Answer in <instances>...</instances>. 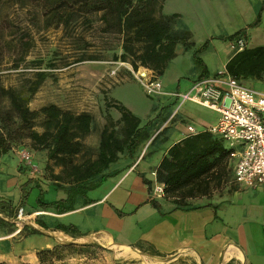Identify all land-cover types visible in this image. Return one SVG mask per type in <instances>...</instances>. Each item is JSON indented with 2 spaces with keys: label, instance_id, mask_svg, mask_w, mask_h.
I'll list each match as a JSON object with an SVG mask.
<instances>
[{
  "label": "crops",
  "instance_id": "0c3cea01",
  "mask_svg": "<svg viewBox=\"0 0 264 264\" xmlns=\"http://www.w3.org/2000/svg\"><path fill=\"white\" fill-rule=\"evenodd\" d=\"M261 2L259 0L253 10L255 16L251 20L263 8L260 22L253 25L252 33L251 21H248L233 25L231 33L225 32L219 38L208 35L207 40L213 39H209L208 45L198 52L207 75L224 71L226 61L236 52L224 39L228 35L243 29L240 35L244 39V47L264 45V5ZM163 4L164 0L163 14H178L176 11L164 12ZM174 28L178 29L176 25ZM218 31L215 28L214 32ZM191 39L194 42L191 48L181 44L175 46V56L169 60L163 74L158 76L164 92H173L171 86H175L176 91H185L180 90L182 82L189 85L199 78L201 67L195 62L193 54L204 41L195 45L192 34ZM185 56L191 62L190 68H186L189 73L181 67ZM140 69L150 72L143 67ZM128 70H131L130 66ZM254 80H245L244 84L264 92L249 84ZM257 80L264 82V76ZM159 96L162 110L147 114L145 120L135 114L142 123L151 118L155 119V123L162 122L159 129L162 130L155 140L151 144H148L149 141L143 144L133 158L120 155L106 169V173L111 175L98 187L87 190L85 195H74L73 209L69 211L60 212L53 206L40 207L38 204L30 207L23 205L27 185H35L44 177L41 174L36 176L21 161L24 150L16 151L18 159L13 175L18 178L22 172L28 171V181L18 191L20 201L14 202L8 192L2 190L7 178L0 177V264H39L37 253L40 250L69 243L80 246L55 264H264V186L239 185L232 173L231 187L218 193L213 192L215 188L208 195L187 198L184 206L176 207L173 200L154 196L156 168L168 147L187 135V125H193L198 131L211 125L204 116L199 117L183 107L176 114L177 119L170 123L166 107L175 100L167 95ZM215 113L214 122L218 116ZM193 120H197L201 127H196L191 122ZM30 150L33 152H24L29 154L33 164L37 161L46 165L44 149ZM38 151H43V154ZM143 179L149 181L150 187ZM50 183L55 184L53 180ZM62 185L59 199L51 201L67 197V186ZM151 200L158 202L159 207L153 206ZM3 202H9L11 208ZM19 207H22L25 217L22 221L16 220ZM57 225H73L76 234L56 229ZM81 236L90 240H79ZM93 249L100 250L98 259L92 255Z\"/></svg>",
  "mask_w": 264,
  "mask_h": 264
},
{
  "label": "trees",
  "instance_id": "16d2710c",
  "mask_svg": "<svg viewBox=\"0 0 264 264\" xmlns=\"http://www.w3.org/2000/svg\"><path fill=\"white\" fill-rule=\"evenodd\" d=\"M6 2L24 5L35 3L41 10L46 28L66 24L76 15L86 17L89 13H99L102 30L121 36L120 50L113 54V60L128 63L133 71L139 67L149 69L157 77L163 74L169 60L175 56L177 44L185 48L194 45L188 30L174 28L179 14L162 13L163 0H0V5ZM259 22L260 11L253 25ZM243 32L240 29L224 39L234 41L242 38L240 34ZM22 35L24 37L25 34ZM207 43L206 40L193 54L195 62L201 67L199 77L207 75L205 64L198 56V52ZM28 44L24 40L22 46ZM81 60L84 59L78 61ZM224 69L241 83L248 79H260L264 76V45L245 46L236 51L226 61ZM46 75L44 70L36 72V78L29 84L28 95L25 97L16 89L0 87V94L9 102L8 109L0 110V152L7 153L12 147L11 140L21 136L30 141L32 148L46 149L45 168H51L50 162L60 168L57 173L51 171V178L58 188L62 189V184L67 186V197L49 202L38 199V205L53 206L65 212L73 209L75 194L85 195L87 190L98 187L111 175L106 173V169L120 155L133 158V154L143 144L148 141L151 144L161 132L162 129H158L162 122L155 123V119L151 118L142 123L121 102L104 97L106 108L117 110L119 118L114 120L109 113L106 114L105 123L99 132L95 157L77 162L75 157L84 148L82 139L92 131V115L85 111L74 113L53 103L37 110L30 109L28 101ZM37 121L40 131L35 128ZM229 152L230 149L220 138L204 129L170 145L155 172V180L163 185V196L172 197L176 207H180L186 204L187 198L210 194L232 170ZM143 182L149 186V181L143 179ZM3 203L11 208L9 202ZM151 203L159 207L155 200H151ZM56 229L70 235L76 234L73 225H57ZM78 246L69 243L40 250L37 253L39 264L62 261L67 254L76 251Z\"/></svg>",
  "mask_w": 264,
  "mask_h": 264
},
{
  "label": "rangeland",
  "instance_id": "374dc122",
  "mask_svg": "<svg viewBox=\"0 0 264 264\" xmlns=\"http://www.w3.org/2000/svg\"><path fill=\"white\" fill-rule=\"evenodd\" d=\"M258 1L164 0L163 11L178 12L179 18L175 19L176 27L190 30L195 45H199L207 40L208 35L219 38L225 32L231 33L232 26L239 22L251 21L252 33L256 18L251 19L255 16L253 10ZM262 10L263 8L259 11ZM82 16L76 15L59 27L46 28L41 10L35 3L24 5L6 2L0 5V87L16 89L25 97L28 95L29 84L36 78V72L44 70L47 73L45 79L28 101L30 109L37 110L43 105L53 103L74 113L89 112L92 115V131L82 139L84 148L83 152L75 157L77 162L95 157L99 132L105 123L106 114L109 113L114 120L119 118L117 110L112 107L106 108L104 97L121 102L143 120L147 114L159 112L163 107L160 96H149L145 93L132 69L128 70L130 66L128 63L113 60V54L120 50L121 36L115 32L102 30L103 23L99 19V13L87 14L88 19ZM215 28L219 30L217 33L214 32ZM22 34H25L24 37ZM24 40L29 44L23 47ZM80 58L84 60L78 61ZM182 66L184 70L190 68L189 57L183 60ZM140 68L138 69L141 70ZM188 69L186 73H189ZM249 84L264 91L263 81L255 79ZM190 85L182 82L180 90H186ZM170 89L177 90L175 86H171ZM175 104L176 102L166 107V115H171L177 105ZM181 107L199 117L204 116L209 124L214 123L216 113L212 110L189 101ZM8 108V100L0 94V110ZM161 113L165 114L163 111ZM176 119L177 115L169 119V122ZM193 124L201 127L197 120ZM35 128L41 130L38 121ZM11 142L10 152H0V177L7 178L2 190L8 192L10 199L18 202L21 199L18 191H21L20 187L26 185L28 171L22 172L20 178L13 175L18 159L16 151L24 150L29 153L33 151L30 150L32 148L30 141L25 136ZM45 150L43 151L46 155ZM43 151L38 152L43 154ZM44 164L35 161L34 165L40 168L35 171L36 176L41 174V177L46 179L40 178L35 185H27L23 203L26 207L38 204V199L51 201L59 199L61 195V189L50 183L51 171L57 173L60 168L50 162L51 168L46 169L42 167ZM232 173V170L227 173L214 193L231 187ZM165 198L173 200L172 197ZM92 255L98 259L101 256L100 250L93 249Z\"/></svg>",
  "mask_w": 264,
  "mask_h": 264
},
{
  "label": "built area",
  "instance_id": "2783aa9c",
  "mask_svg": "<svg viewBox=\"0 0 264 264\" xmlns=\"http://www.w3.org/2000/svg\"><path fill=\"white\" fill-rule=\"evenodd\" d=\"M244 44L243 38L230 42L235 51L241 50ZM131 71L147 95H167L175 100L177 105L168 120L188 101L217 112L216 121L204 130L220 138L230 149L234 181L246 187L264 186V92L241 83L225 70L197 78L185 91L173 92H164L159 77L151 71ZM186 129L187 135L198 132L191 124ZM21 161L31 172L37 170L27 152H21ZM153 194L162 197L163 185L156 182ZM23 219V209L19 207L16 220Z\"/></svg>",
  "mask_w": 264,
  "mask_h": 264
},
{
  "label": "water",
  "instance_id": "95a60500",
  "mask_svg": "<svg viewBox=\"0 0 264 264\" xmlns=\"http://www.w3.org/2000/svg\"><path fill=\"white\" fill-rule=\"evenodd\" d=\"M78 239L79 240H83V241H89L90 240L89 238H86V237H83V236L79 237Z\"/></svg>",
  "mask_w": 264,
  "mask_h": 264
}]
</instances>
